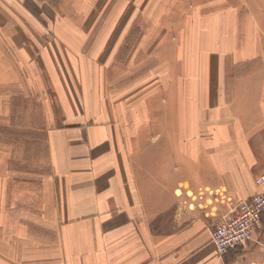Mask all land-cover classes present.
Segmentation results:
<instances>
[{"label": "crops", "instance_id": "crops-1", "mask_svg": "<svg viewBox=\"0 0 264 264\" xmlns=\"http://www.w3.org/2000/svg\"><path fill=\"white\" fill-rule=\"evenodd\" d=\"M138 1L0 0V264H264V0Z\"/></svg>", "mask_w": 264, "mask_h": 264}, {"label": "built area", "instance_id": "built-area-1", "mask_svg": "<svg viewBox=\"0 0 264 264\" xmlns=\"http://www.w3.org/2000/svg\"><path fill=\"white\" fill-rule=\"evenodd\" d=\"M264 194L240 203L233 213L221 217L211 230V244L220 256L245 247L262 228Z\"/></svg>", "mask_w": 264, "mask_h": 264}, {"label": "rangeland", "instance_id": "rangeland-1", "mask_svg": "<svg viewBox=\"0 0 264 264\" xmlns=\"http://www.w3.org/2000/svg\"><path fill=\"white\" fill-rule=\"evenodd\" d=\"M142 1H138V3L140 4ZM130 3V0H122V2H121V4H122V6H123V8H125V7H127L128 5L127 4H129ZM125 9H127V8H125ZM125 13L123 12V15H124ZM112 15H113V13H110L109 14V16H110V18H112ZM42 161L44 162V159H45V150H44V148L42 149Z\"/></svg>", "mask_w": 264, "mask_h": 264}]
</instances>
